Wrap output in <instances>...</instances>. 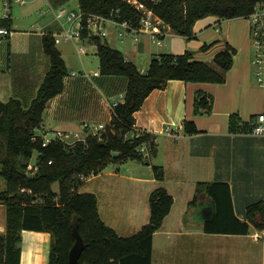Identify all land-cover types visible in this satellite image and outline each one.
<instances>
[{
    "label": "crops",
    "instance_id": "1",
    "mask_svg": "<svg viewBox=\"0 0 264 264\" xmlns=\"http://www.w3.org/2000/svg\"><path fill=\"white\" fill-rule=\"evenodd\" d=\"M70 1L55 6L52 0H46L53 10L65 9ZM7 2L9 6L4 3L7 12L5 16L10 17L0 18V29L7 32L0 34V45L6 40L7 47V51L0 52V100L8 102L18 99L27 109L31 103L25 104L24 98L33 101L50 71L51 63L47 64V68L38 65L45 60L41 54L36 59L34 51L28 47L23 48L22 52L15 51V38L22 32L28 36L29 32H21L14 25L13 6L11 0ZM14 3L26 5L15 0ZM222 21L218 17H207L196 22L194 39H198L197 32H201L204 27L206 30H215L218 35L204 36V41L187 40L185 51L173 55L190 51L195 60L209 63L225 50L227 43L230 44L237 53L225 83H186L174 80L165 88L152 92L134 117L138 128L155 136L156 157L150 160L149 165L133 161V166L125 171H121V165L126 162L114 164L115 170L90 176L79 190V193H92L97 197L101 219L123 238L135 236L149 223V198L156 189L163 188L172 196V209L153 237L152 264H264V229L258 230L251 225L248 234L207 233L204 231L202 211L197 204H192L196 196H199L197 185L200 182L228 183L234 213L242 221H247V210L251 205L264 203V135L235 132L231 123L232 118L240 126L258 123L259 116L264 115V80L261 86L252 57H240L232 39H221L217 26ZM213 23L217 25L216 28ZM110 25L107 23L106 28ZM59 32L47 29L41 32L40 38L43 40L46 35L54 37ZM169 33L180 37L171 29ZM207 33L203 32L202 36ZM144 36L149 35L141 34L139 43L142 44ZM88 42L94 44L90 38ZM206 45H210V49L202 51ZM160 47H163V42ZM57 49L63 56V51ZM123 54L141 73L148 71L135 57ZM163 54L172 53L161 50L152 53L149 66L153 57ZM11 57H17L18 67L13 64ZM94 77L98 78L97 90H82V85L73 80L69 83L75 87L66 91L67 82L64 80V91L49 102L40 129L47 134H70L79 142L90 136L79 138L81 128L88 132L83 129L84 123L91 121L95 122L92 123L94 125H97L96 122L109 124L112 118L110 105L114 101H120L121 104L125 102L128 80H117L112 76L102 78L100 69ZM117 93L120 100H116ZM200 94L212 98L210 111L198 109ZM185 121L194 122L199 133L187 135L183 129ZM167 128L173 130L174 134H168ZM37 134L43 137L39 132ZM152 165L163 168V181L155 178ZM6 187V180L0 173V193ZM203 198L208 201L206 196ZM6 231L7 209L0 203V234ZM51 243L49 233L23 231L21 264H49Z\"/></svg>",
    "mask_w": 264,
    "mask_h": 264
},
{
    "label": "trees",
    "instance_id": "2",
    "mask_svg": "<svg viewBox=\"0 0 264 264\" xmlns=\"http://www.w3.org/2000/svg\"><path fill=\"white\" fill-rule=\"evenodd\" d=\"M70 0H52L57 6ZM144 5L163 21L176 35L187 40L195 38L194 26L199 20L216 16L222 20L245 18L261 6L264 0H131ZM84 14V24L89 16L113 18L117 22H128L138 28L141 13L128 0H78ZM83 37L88 38L84 28ZM90 41L97 47L100 74L120 76L128 80L126 99L116 108L117 117L111 119L101 138L89 136L84 141L68 145L56 140L43 146V137L37 134L44 113L51 100L64 91V80L68 68L55 39L44 36L46 54L51 59L47 73L36 97L25 109L18 99L8 102L0 100V165L1 176L6 180V190L0 193V203L7 209V231L0 234V264H21L22 232L49 233L52 237L49 264H69V254L75 244L73 223L79 219V233L84 239L85 249L80 257L86 264H152L154 234L159 231L170 213L174 200L163 189H156L149 198L150 220L133 237H120L101 219L98 199L92 193H79L85 184L80 176L98 175L110 163L121 164L129 160L149 165L157 155L156 138L146 133L142 138L126 140L124 135L136 124L134 114L155 90L166 87L170 81L186 83L223 84L227 73L234 65L236 49L226 44L211 62L194 59L186 51L182 55L163 54L153 57L146 73H141L124 54L93 36ZM202 47V51L210 49ZM210 96H198V109L210 111ZM235 132H251L253 124L240 126L232 118ZM245 127V128H244ZM246 127H249L248 129ZM187 135L199 133L192 121H185ZM115 131V132H113ZM146 142L150 158L139 153ZM38 156L32 169L34 153ZM114 153L119 154L113 156ZM155 178L163 181L164 170L152 165ZM58 184V191L53 185ZM197 193L206 194L214 204V217L207 221V233L248 234L251 225L264 229V203L251 205L247 210V221L238 219L234 213L231 188L225 182L197 185ZM198 197L192 202L196 205Z\"/></svg>",
    "mask_w": 264,
    "mask_h": 264
},
{
    "label": "rangeland",
    "instance_id": "3",
    "mask_svg": "<svg viewBox=\"0 0 264 264\" xmlns=\"http://www.w3.org/2000/svg\"><path fill=\"white\" fill-rule=\"evenodd\" d=\"M10 0H0V18H3L7 13L5 11L4 3ZM13 6L12 20L14 25L17 26L19 31H27L29 32L28 36L26 34L19 33V35L13 41V46L15 51L22 52L23 48L28 47L30 50H33V56L37 59V56L41 54V57L45 62H39L38 65L47 68V64L51 63L50 57L46 54L44 50L43 40L40 38V34L42 31L51 30L57 31L60 30L59 34L62 33L63 27L62 22H65V19L59 21L57 19V13L59 9L53 10L49 7L46 0H26L25 6H20L14 3V0H11ZM66 11H79L80 6L78 0H71L66 6ZM6 12V13H5ZM261 14H264V10L260 9ZM216 17V16H210ZM201 21V20H199ZM250 20L245 19H231V20H223L220 26L215 25L219 29V35L222 37L221 39L229 40L228 38L233 40L234 46L238 49V54L240 57L250 58L252 57L254 63L257 59L258 50L255 47L254 39L251 34V23ZM205 24V23H202ZM61 27V28H60ZM168 31L167 34L162 38L163 47H160L156 44H153L150 36H144L142 38V44L136 42L134 40L133 34L123 37L121 36L122 28L116 25L111 24L107 28L104 29L106 33H108V37H101L103 43H108L111 47H115L123 51V53H127L128 57H135L137 62L145 69H148V62L150 60V56L152 53H156L159 50L165 53H181V51H185V46L187 43V39L184 37H176L175 35L169 33L170 28L168 26L165 27ZM208 31L209 33L202 36L203 32ZM195 33V31H194ZM58 35V34H56ZM199 41H204V36L210 37L212 35H218V33L210 29L206 30V27L200 32H197ZM34 36V37H31ZM150 38V39H149ZM6 39V38H5ZM196 39L189 40V42H197ZM3 43L0 45V52L7 51L6 40L2 41ZM38 45V46H36ZM56 47L63 51V58L66 61V66L68 68V76L65 78L67 82L66 91L70 90L72 86L70 85V81L76 80L79 82L82 90H97L99 84L96 83L98 78L94 77V73H99V60L96 55L97 47L95 44L89 43L87 40L82 41L80 43L75 42H67L61 41V43L56 44ZM80 47L85 48L87 54L80 56L78 50ZM184 49V50H182ZM14 52V50H13ZM15 53V52H14ZM13 64L17 66V57H11ZM46 63V64H45ZM21 64V63H20ZM146 65V66H144ZM22 69V68H19ZM255 74L258 76V72L260 71L258 65L255 64ZM75 73L76 76H72ZM105 76L102 75V78ZM111 77V76H109ZM113 78H118L117 80L127 81V78L120 76H112ZM37 95V94H36ZM116 100H120L119 94H116ZM101 97H103L101 95ZM25 104L32 103L31 100H26L24 98ZM95 123V122H89ZM97 125L99 123L96 122ZM79 124V128H80ZM38 132L48 139H52L55 134H47L43 129H39ZM79 138H85L91 135V132H85L82 130L78 132ZM76 138L73 135L63 136V142L67 144H71L76 142ZM38 153L35 152L33 158L31 160V166L35 165ZM130 166H133V160H129L123 165H121V171H125ZM115 170L114 163H110L104 171ZM82 185V187H84ZM58 184L53 185V190L58 191ZM79 189V190H80Z\"/></svg>",
    "mask_w": 264,
    "mask_h": 264
},
{
    "label": "built area",
    "instance_id": "4",
    "mask_svg": "<svg viewBox=\"0 0 264 264\" xmlns=\"http://www.w3.org/2000/svg\"><path fill=\"white\" fill-rule=\"evenodd\" d=\"M16 2H19L21 4L26 3V0H15ZM130 3H133L136 8L141 13V21L138 28L133 27L128 22H117L113 18H105L102 16H89L87 19V25L84 24V14L79 11H66L65 9L59 10L57 13V19L62 22L63 19H65V22H62L63 31L62 33L55 35V43L59 44L61 41H67V42H75L80 43L82 41H89V38L96 36L98 38L106 37L107 33L104 31L106 28L107 23H111L113 25L119 26L122 28V34L125 36H128L130 34H133L134 40L136 42H139V36L141 34H146L151 37L152 43L156 44L158 46L162 45V38L167 34V30L165 29L166 25L163 23L161 19H159L157 16L153 14V12L149 9H147L144 5L138 4L136 1L128 0ZM5 6H9V2H5ZM260 9L264 10V2L259 6V8L255 11L253 15L249 17L250 23H251V34L254 39V44L257 50L259 51L257 54V59L255 61V64L258 65L259 72L258 77L259 81L261 82V86H263V80H264V14H261ZM6 18H9V15L5 16ZM86 28L88 30V38L83 37V30ZM0 34H7L6 30L0 29ZM80 55L87 54L85 48L80 47L78 50ZM95 76L98 75V73L94 74ZM121 104L120 101H114L110 105V112L111 116L113 118L117 117L116 108L117 106ZM264 115L259 116L258 123L253 124V129L251 131L254 135H264ZM110 124V123H109ZM109 124H89L84 123L83 129L88 130L91 132V136L99 137L101 138V134L106 130ZM38 132V131H37ZM115 132V131H113ZM166 132L168 134H174V131L170 128L166 129ZM147 131L140 129L135 125L131 128L130 132L126 133L124 135V138L126 140H134L138 138H142ZM178 134V133H177ZM179 135V134H178ZM64 134L62 132H57L55 134V137L52 139L46 138V136L43 137V146H47L53 141L60 140L63 141ZM139 153L143 156L145 159H149L150 154V148L146 142L142 143L139 147ZM33 166H30V169H32ZM90 177V176H89ZM89 177L87 176H80V179L83 182H86Z\"/></svg>",
    "mask_w": 264,
    "mask_h": 264
},
{
    "label": "water",
    "instance_id": "5",
    "mask_svg": "<svg viewBox=\"0 0 264 264\" xmlns=\"http://www.w3.org/2000/svg\"><path fill=\"white\" fill-rule=\"evenodd\" d=\"M119 154L114 153L113 156H118ZM207 197L204 201L203 197ZM198 209L200 208V212L202 213V216L204 218V225L207 221H212L214 217V204L210 197H208L206 194H200L198 197L197 202ZM73 235L75 237V244L72 247L70 254H69V264H86L80 262V257L85 249V242L82 236L79 233V219L76 218L75 222L73 223Z\"/></svg>",
    "mask_w": 264,
    "mask_h": 264
}]
</instances>
